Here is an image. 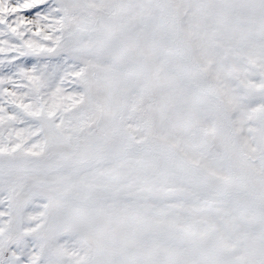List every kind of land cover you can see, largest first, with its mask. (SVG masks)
Wrapping results in <instances>:
<instances>
[{
    "label": "snow or ice",
    "instance_id": "6c2138e0",
    "mask_svg": "<svg viewBox=\"0 0 264 264\" xmlns=\"http://www.w3.org/2000/svg\"><path fill=\"white\" fill-rule=\"evenodd\" d=\"M0 264H264V0H0Z\"/></svg>",
    "mask_w": 264,
    "mask_h": 264
}]
</instances>
